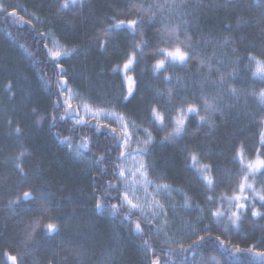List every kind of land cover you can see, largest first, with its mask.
<instances>
[{"label": "trees", "instance_id": "1", "mask_svg": "<svg viewBox=\"0 0 264 264\" xmlns=\"http://www.w3.org/2000/svg\"><path fill=\"white\" fill-rule=\"evenodd\" d=\"M17 2L45 19L46 25L36 28L16 12L7 11L0 5V264H11L8 255L17 256L18 264H151L157 258L160 264H176L196 254L204 255L211 264H235L237 260L241 264H264V258L257 255L264 252V216H252L253 210L264 213V202L259 199V195L264 194V170L246 181L253 183L256 194L241 193L246 198L241 203L246 207L238 227L231 226L228 221L229 215L237 211L231 200L245 181L244 167L258 156L264 159L260 137L264 108L251 94L263 89L264 82L252 76L253 68L247 59L249 53L264 59V17L261 15L264 6L257 7L256 0H234L228 7H223L225 0H175L179 7L172 8L166 0H83L82 5L69 0ZM64 3L68 5L66 8L61 7ZM148 5L163 6L153 8L157 14L154 23H147V16L152 15L147 13L146 22L139 29L149 46L166 47L157 43L160 40L157 29L164 24H179L183 26L180 39L184 38L183 30H186L194 44L199 41L203 57L214 55L213 65L219 60L228 65L223 69L225 72L231 71L230 61L236 56L242 58L236 78L229 79L224 86L226 95L222 103L234 107L223 115L217 112L215 126L202 125L193 115L187 121V134L165 142L166 129L151 122L153 105L169 107L166 103L168 88L174 89L179 96H187L189 102L201 103L197 81L208 76V71L203 68L197 72L198 60L190 61L183 68L170 67L156 77L151 66L161 57L150 54L138 57V62L128 72L136 81L135 94L129 101H123L127 94L124 73L113 71V68L116 65L122 67L139 37L126 26L122 27L110 33L103 50L96 37L106 24L113 23L112 17L125 21L138 19L141 16L138 6ZM254 20L259 22L251 23ZM185 21L188 22L186 26ZM226 25H232L233 30L227 31ZM43 29L51 30L63 45L73 46L77 50L75 54L62 55L58 61L50 60L44 50L47 40ZM224 37H230L233 43L220 47ZM99 39L105 38L100 36ZM206 40L212 43L206 44ZM16 44L24 45L31 56L27 57ZM233 48L237 49L236 53ZM57 63L64 69L67 86L86 102L96 108H112L149 128L155 138L148 153L150 174L160 182L181 188L194 203L211 210L208 230L182 245L186 249L204 236L205 241L197 245L195 252H182L181 245L162 243L160 235L157 238L149 231L154 224L147 225L142 221L144 233H136L134 223L130 227L128 221L122 222V217L112 218L107 212L95 210L94 177L98 179L102 175L100 168L108 167L97 166L95 158L110 147L112 151L107 158L112 163L119 155V149L115 143L94 135L95 121L81 127L73 125L69 118L59 120L64 114L65 89L60 95L57 83L61 74ZM217 75L213 71L210 78L215 80ZM165 76L172 78L170 83L165 81ZM176 77L181 78L179 83ZM9 84L11 92L6 91ZM228 86L238 90V101L228 98ZM203 91L211 100L218 88L206 87ZM158 92L165 95L159 96ZM57 103L61 107L55 110ZM73 109L76 112V105ZM53 115L57 117L55 126ZM201 115H204L203 111ZM17 126L21 129L20 134L15 133ZM57 132L61 137H71L74 144L85 137L91 138L90 150L84 153L88 159L69 155L68 144L58 139ZM21 152L24 156L14 162L13 158ZM190 152L199 155L201 165L211 164L214 169L210 175L215 186L211 190L202 179L207 173L196 170L198 166L188 158ZM238 153H243V164ZM15 163H20L27 173L28 179L23 183ZM112 179L109 170L101 181V189ZM32 187L42 188L54 211L42 217L34 234L35 242L25 247L26 233L31 231L41 214L33 211L37 204L21 201L12 210L8 202ZM111 195L117 196V192L112 191ZM209 196L213 200L209 201ZM111 203H119V200H110ZM219 203L220 208H217ZM216 210L225 213L219 222L212 216ZM127 211L125 207L124 212ZM139 216L136 212L132 221ZM49 222H59L58 233L49 235L43 231ZM145 240H149L155 255L148 250ZM170 248V255L165 256Z\"/></svg>", "mask_w": 264, "mask_h": 264}, {"label": "snow or ice", "instance_id": "2", "mask_svg": "<svg viewBox=\"0 0 264 264\" xmlns=\"http://www.w3.org/2000/svg\"><path fill=\"white\" fill-rule=\"evenodd\" d=\"M79 2L81 5L83 4V0H73V3ZM168 7H179L176 5L175 0H166ZM229 4H234V0H225L223 7H228ZM68 5L64 3L61 5L62 8H66ZM256 6H264V0H256ZM141 11V16L138 19H129L127 21L117 19L116 17H112L113 23L106 24V26L100 29L98 36L96 39L99 42V47L103 50L107 45V38L110 36V33L113 31H117L122 27H127L132 30L134 35L138 36V41L134 44L133 52L127 56V59L123 63L122 67L120 65H116L113 68V71H123L125 82L127 83V94L123 96V101H129L130 97L134 96V89L136 88V81L131 76L128 75V72L131 70L134 63L138 62V57L144 56L146 54L160 56V59H157L156 62L151 66V72L156 76L159 77V74L164 71L175 67H186L192 60H198L199 65L197 72L199 73L201 69L207 68L208 76H204L202 79L197 81L198 86L201 89V103L196 102H189V98L187 96H179L176 91L172 88H168L166 90V95L168 97L167 104L169 105L168 108H164L158 104H155L151 107V122L155 125L160 126L162 129H166L165 135L163 137V141H171L176 140L179 137H183L187 134V121L190 116H196L199 118L200 123L208 124L209 126H215L214 115L219 112L221 115L224 114L225 111H230L234 105L230 104H223V100L225 99V84L229 79H235L239 68L238 65L241 63L242 58L236 56V58L230 61L231 64V71L225 72L223 69L228 67L225 65L222 60L217 61L215 65H213L212 60L213 56L210 57H203L202 51L199 48V41L195 44L192 41V37L188 35L186 30H183V39H180V34L182 32V25H169L164 24L161 28L157 29V33L160 36V40L157 43H163L166 47L160 48L157 47L155 44L149 46L148 42L144 39V33L142 30V26L146 22L147 13H152V15L147 16V23L151 24L154 23L156 20V12L153 11L154 7H163L160 5H148L147 7L138 6ZM264 17V13L261 14ZM259 21H251V23H258ZM188 24L187 21L184 22L186 26ZM225 29L227 31H232V25H226ZM100 36H103L105 39H99ZM205 43H212L211 40H206ZM233 41L230 37H224L220 47H227L228 45L232 44ZM47 48V45H45ZM147 50V52H146ZM51 58L54 61H58L59 58L63 56H67L70 54H75L77 51L74 48L71 49H63V50H56L53 51L52 49H48ZM233 53L237 52V49H232ZM247 59L249 60V64L255 63V71L253 72V76L257 77L261 82H264V59H258L256 56H253L249 53ZM56 66L60 69L61 79L57 83V88L60 89V95H63L64 89L67 87V81L63 78L64 69L60 66L59 63ZM217 73V79L213 80L210 78L211 74ZM170 76H165V81L170 83L171 82ZM177 82H180V77H176ZM206 87H216L218 91L216 95L210 100L208 96L204 93L203 89ZM12 86L9 84L6 87V91L11 92ZM69 93L71 90L69 89ZM253 96L257 97L259 106L264 108V89H261L259 93L253 92L251 93ZM157 95L164 96V92H158ZM227 96L233 100L238 101L240 99V95L238 90L234 87L228 86L227 88ZM72 95L69 94L68 97L63 101L64 106V114L59 117V120L64 121L66 118H74L73 113H75L76 117H79V113L75 112L72 105ZM61 107L59 103H57L56 109L58 110ZM85 112L89 114L92 118L96 120V125L93 129L94 135H98L103 137L104 140L109 141V143H115L116 147L119 149V155L116 157L115 161L109 163L108 156L111 154L112 148L106 147L104 152L101 153L100 156L95 158V164L97 166L100 165H108L107 168H100V172L102 175L97 179L94 177V184H93V196H96L95 202V210L97 212H107L108 215L112 218L122 217L123 221H128L129 225L134 223V231L136 233H144V229L142 228V221L145 222L147 225H153V219L156 216V208H162L163 205H160L158 202H154L153 206V219H148L147 215L145 214L144 208L141 206L140 203L134 202L133 198H130V191L135 193L138 191L140 185L137 181L140 178H143V183L148 184L150 181L147 180L149 166L143 160V157L151 152V145L154 143V136L149 128H143V133L145 135V139L140 140L137 137L138 145H142V147H138L136 155L140 156L141 159L137 161V168L135 172H130L123 166V160L131 153L127 152L129 144L132 140L133 133L130 131V125L127 121V118L123 114H117L115 112H109L104 109H95L93 110L89 105H84ZM204 112V115H201V112ZM175 113V115H170V113ZM115 118L117 123L119 124V130L116 127L110 128V131H105V129H109L108 124H103L102 120L104 119H111ZM57 121V117L53 115L52 122L53 126H55ZM264 122V119L262 121ZM76 124H84L86 121L83 117H79L75 119ZM9 125H11V121H9ZM131 128L133 129H140L141 125L135 124L132 122ZM21 129L19 126L16 127L15 133L20 134ZM58 139L61 140L62 143H67L69 149L71 150L73 147L75 148L74 155L77 158H84L85 150H90L91 145V138L85 137L81 141L76 142L74 144L73 139L71 137H61L59 132L56 133ZM261 137V144L264 145V131L260 133ZM184 151H188L187 147H185ZM24 152H21L19 156L13 158L14 162L19 161L21 157L24 156ZM241 156V163L243 164V153H238ZM188 158L193 162L194 166H198L196 170L201 173H207V175H203V181L208 185L209 189L211 190L215 186V180L211 177V173L214 171L211 164H200V157L196 152H190ZM91 162V161H90ZM15 167L19 170L21 175V182L23 183L28 179L27 173L23 169L20 163H15ZM112 173V180H109L108 183L101 189V181L104 179V176L108 174V171ZM264 170V159H261L259 156L255 161H249L248 164L244 167V171L247 173L245 176V181L240 184V191L243 193L247 189H251L254 194H256L255 188L248 184L246 181L249 177L254 176L257 172ZM129 175L133 178V183L128 186L127 189L123 193L120 192V188L122 183H126L128 180ZM158 191H172V189L167 185H157ZM116 191L117 196H112L111 192ZM118 199L119 203H111L109 204L110 200ZM138 199V197L136 198ZM242 199H246L243 196H235L232 198L231 202L235 204L237 211L232 212L229 217L228 221L229 224L233 227H238L241 213L245 209L246 205L241 203ZM259 199L261 202H264V194L259 195ZM208 200H213L212 196L208 197ZM23 202H31L37 204V206L33 209V211L38 212L41 214V217H38L34 221V226L32 227L31 231L26 233L25 239L23 244L27 247L30 243H34V234L37 231L41 224L42 217L45 214H50L54 211V206L51 205V201L47 194H45L40 187H32L29 191H24L23 195H17L16 199L9 200L8 206L10 209L15 210L19 204ZM125 207H127L128 211L124 212ZM185 207H190L188 205L187 200L185 202ZM253 209L255 205H252ZM140 212V216L137 217L135 221H132V216L137 212ZM165 215H167L165 213ZM225 215L219 210L212 212V216L217 218V222L219 219ZM252 216H264V213H260L256 210L252 211ZM51 219V218H50ZM167 227V220L164 221L163 227L156 228L153 225V228L149 229V231H153L154 234L159 238V234L163 231V228ZM225 230H227V225L225 226ZM43 231L49 235L59 232V222H49L44 225ZM165 239L162 243L172 244L174 241L172 237H169L167 232H164ZM219 240V237H216ZM205 241L204 236H200L196 241H194L188 248H184L181 245L182 252H195L197 245L203 243ZM223 242L221 241V244ZM145 245H149V240L144 241ZM149 251L153 252L155 255V250L151 248L149 245ZM171 248L168 252H165L164 255L168 256L171 253ZM239 251V249H237ZM248 252L251 253L252 249L249 248ZM258 256L264 258V252H260L257 254ZM7 259L11 261V264H18V257L15 255H8ZM151 264H160L159 259H153ZM235 264H241L239 260L235 262Z\"/></svg>", "mask_w": 264, "mask_h": 264}, {"label": "rangeland", "instance_id": "3", "mask_svg": "<svg viewBox=\"0 0 264 264\" xmlns=\"http://www.w3.org/2000/svg\"><path fill=\"white\" fill-rule=\"evenodd\" d=\"M70 2H73V0H69ZM0 5L5 8L7 11H14L17 12L20 16H22L24 19H26L28 22L33 24L36 28H44L46 25V20L43 18H40L36 14L27 11L25 8L21 7L18 2L15 0H0ZM44 30L46 40L48 42L47 49H52L53 51L56 50H63V49H69L65 46H63L61 43L58 42V40L55 38L53 32L51 30ZM12 42V41H11ZM20 50H22L25 54L27 53L26 48L22 44H16ZM260 59V58H258ZM252 67H256L255 63H251ZM69 87H66L65 91L67 93V96L69 94L72 95L73 99L75 100V94L73 91L69 93ZM71 90V89H70ZM86 103H79V110L81 113V117L84 118V120L87 122L88 119L92 118L89 114L85 112L84 105ZM95 110V109H93ZM109 112H116L112 109H105ZM130 125V131L133 133L132 140L129 144V147L127 149V152L131 153V155H128L123 160V166L128 169L130 172H135L137 168V161L141 159L140 156L136 155L138 147H142V145H138L137 143V137H139L140 140L145 139V135L143 133V128L141 126L140 129H133L131 128V124L133 121L128 120ZM135 122V121H134ZM102 123L115 125L119 128V124L117 123L116 119L113 117L111 119H104L102 120ZM135 124L139 125L137 122ZM264 131V124L260 130V133ZM73 156L75 153V149L72 150ZM146 156L143 157V160L146 163ZM77 158V157H76ZM81 159V158H79ZM147 180L150 181L148 184L143 183V178H140L137 183L140 185L138 191L135 193H132L130 191V198L134 199V202H138L141 204V206L144 208L145 214L147 215L148 219H153V206L154 202H158L160 205H163L162 208H156V216L153 219V224L156 228L163 227V223L165 220H167V227L163 228V231L160 232L161 238L164 240V232H167L169 237H172V240L174 241L172 244L176 245H183L185 244L191 237L198 236L201 233L205 232V230H208L209 225V217L211 214V210L207 208H203L199 206L198 204L194 203L193 200L181 189L172 185L167 184L172 191H158L157 185H164L166 183H160L151 178L148 170ZM133 183V178L131 175H129L128 180L126 183H122L121 191L122 193L125 191V189L128 188L130 184ZM248 184L253 186V183L249 182ZM254 187V186H253ZM239 189V190H238ZM237 189L235 196H241L240 187ZM253 193L251 189H247L244 192ZM138 197V199H136ZM187 200L188 205L190 207H185V202ZM225 204L223 203L222 207ZM217 208H220V203L218 204ZM139 214L140 212L137 211ZM165 213L167 215H165ZM141 215V214H140ZM204 259L199 257V255H193L187 262L185 263H179V264H203Z\"/></svg>", "mask_w": 264, "mask_h": 264}, {"label": "bare ground", "instance_id": "4", "mask_svg": "<svg viewBox=\"0 0 264 264\" xmlns=\"http://www.w3.org/2000/svg\"><path fill=\"white\" fill-rule=\"evenodd\" d=\"M16 2H17V0H15ZM3 7V6H2ZM4 8V7H3ZM5 9V8H4ZM27 10V9H26ZM27 11H29V10H27ZM13 12V11H12ZM29 12H32V11H29ZM17 13V12H16ZM32 13H34V12H32ZM18 14V13H17ZM34 14H36V13H34ZM19 15V14H18ZM37 16H39L38 14H36ZM22 17V16H21ZM40 17V16H39ZM23 18V17H22ZM40 18H42V17H40ZM26 20V19H25ZM27 21V20H26ZM30 23V22H29ZM31 24V23H30ZM33 25V24H32ZM34 26V25H33ZM56 38V37H55ZM59 42V41H58ZM60 43V42H59ZM62 44V43H61ZM45 45H47L48 46V42L46 41V44ZM63 45V44H62ZM63 46H65V45H63ZM65 47H67V48H69V49H71V48H74L73 46H65ZM45 52H46V54H47V56H48V58L50 59V60H53L52 58H51V56H50V53H49V51H48V49L45 47ZM27 57H30L31 55H30V51H27V53L25 54ZM30 60V59H29ZM248 62H249V60H248ZM67 87H69L70 89H71V91H73V93L75 94V100H72L71 102H72V105H76V112H78L79 113V117H81V113H80V110H79V103L81 102V103H86L87 105H89L92 109H97L96 107H94L92 104H90V103H88V102H86L84 99H83V97L77 92V91H75L73 88H71L70 86H67ZM66 89V88H65ZM68 96H67V93H66V91H65V95H64V100L67 98ZM99 109H112V108H107V107H103V108H99ZM112 110H114V109H112ZM117 112V111H116ZM119 114H121L120 112H118ZM125 116V115H124ZM74 118H71L70 119V122L73 124V125H75V126H81V127H83V126H87V125H89V123H91L92 121H95L96 122V120L94 119V118H90V119H88L87 120V122L86 123H84V124H76L75 123V119H78L79 117H76V116H73ZM128 120H131V121H133L134 122V120H132L131 118H129V117H127V116H125ZM103 124H106V123H103ZM109 126H113V127H116L115 125H110V124H108ZM117 129H119L118 127H116ZM75 148L73 147L71 150L68 148V152H69V155H71V156H73V153H72V150H74ZM74 157V156H73ZM74 158H76V157H74ZM76 159H79V158H76ZM82 159H88V157L84 154V158H82ZM146 164L149 166V169H150V165H149V154H147V156H146ZM151 172V171H150ZM151 177L154 179V180H156V181H160L159 179H157L156 177H154L152 174H151ZM142 248V247H141ZM143 249V248H142ZM141 250V249H140ZM144 251H145V253H146V250L145 249H143ZM199 255V257H201V258H203L204 259V263L203 264H211V260L210 259H207L204 255H202V254H198ZM189 259H181V260H179L176 264H179V263H185V262H187Z\"/></svg>", "mask_w": 264, "mask_h": 264}]
</instances>
